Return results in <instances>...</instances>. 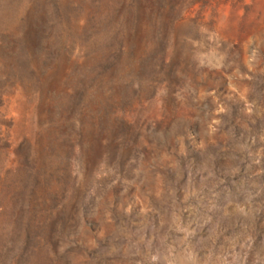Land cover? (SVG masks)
Here are the masks:
<instances>
[{
  "label": "rangeland",
  "instance_id": "1",
  "mask_svg": "<svg viewBox=\"0 0 264 264\" xmlns=\"http://www.w3.org/2000/svg\"><path fill=\"white\" fill-rule=\"evenodd\" d=\"M0 264H264V0H0Z\"/></svg>",
  "mask_w": 264,
  "mask_h": 264
},
{
  "label": "trees",
  "instance_id": "2",
  "mask_svg": "<svg viewBox=\"0 0 264 264\" xmlns=\"http://www.w3.org/2000/svg\"><path fill=\"white\" fill-rule=\"evenodd\" d=\"M100 3H101V2H96L95 6H96V7L100 6V5H101Z\"/></svg>",
  "mask_w": 264,
  "mask_h": 264
}]
</instances>
